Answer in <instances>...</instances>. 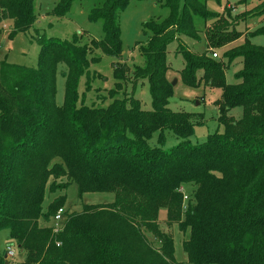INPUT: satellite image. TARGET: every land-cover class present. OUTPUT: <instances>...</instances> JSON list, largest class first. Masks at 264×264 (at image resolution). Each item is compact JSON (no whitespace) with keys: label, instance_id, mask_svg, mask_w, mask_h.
I'll list each match as a JSON object with an SVG mask.
<instances>
[{"label":"trees","instance_id":"1","mask_svg":"<svg viewBox=\"0 0 264 264\" xmlns=\"http://www.w3.org/2000/svg\"><path fill=\"white\" fill-rule=\"evenodd\" d=\"M35 1L0 0V22L12 20L11 36L35 25ZM129 1L100 0L91 10L90 21L102 24L99 42L41 39L38 68L0 60V231L7 230L22 251L19 264H179L172 236L157 222L165 209L169 225L183 234L189 230L183 246L191 264H264V47L252 43L264 36V25L224 52L226 64L180 48L182 82L222 92L216 105L223 132L192 145L202 120L169 108L168 45L180 37L200 42L199 21L209 50L223 49L242 34L231 29L227 16L209 11L206 0H167V16L144 25L149 43L137 45L145 65L135 67V82L147 81L151 110L134 94L119 99L112 90L110 104L104 98L88 104L95 77L90 68L100 62L89 56L100 50L121 58L117 17ZM71 2L60 0L54 15L64 16ZM246 14L263 15L264 3ZM238 59L242 68L229 84L226 70ZM60 64L69 69L62 106L56 104ZM122 73L125 68L117 67L114 78L121 81ZM83 78L86 92H79ZM235 108L242 109L241 118L231 115ZM155 135L158 146L152 147ZM170 138L177 144L166 148ZM71 183L80 198L114 193L115 201L65 214L63 230L54 234L39 223L51 222L66 196L44 209L46 191L62 192ZM184 187L191 189L187 206ZM5 255L0 253V264Z\"/></svg>","mask_w":264,"mask_h":264},{"label":"rangeland","instance_id":"2","mask_svg":"<svg viewBox=\"0 0 264 264\" xmlns=\"http://www.w3.org/2000/svg\"><path fill=\"white\" fill-rule=\"evenodd\" d=\"M100 0H72L69 9L62 17L54 15L55 9L60 0H36L34 4V13L37 21L29 31L25 33H17L11 36L13 30L12 20H3L0 22V60H4L10 64L38 68L41 54L44 50L41 39L46 40L55 38L61 42L73 41L77 37V44H90L92 40L99 42L103 38V28L100 22H92L89 14L94 6ZM167 0H130L128 6L118 13V24L121 33V58L110 57L103 54L100 50H92L93 55L89 56V60L100 58V62L93 63L90 68V74H95L92 80V91L87 93V103L94 101L100 104V100L104 98L105 105L112 102L109 96L110 90L116 93L119 99L129 97L134 94L135 98L140 100L144 110H151V95L149 85L146 80H138L135 82V67H144L145 60L139 51L140 45H147L150 35L144 33V25L152 20L165 18L168 14L167 8L164 6ZM180 5L184 0H178ZM264 0H206V6L209 11L216 15H224L229 18L232 30L241 32L242 37L225 46L223 49L209 50L206 38V29L201 21L197 23L201 32V41L196 42L186 37H180L168 45L167 65L169 71L166 75L171 83L176 81L172 87L173 97L170 100L169 108L174 112L195 113L200 116L196 120H202V123L195 126L194 135L189 141L192 145L204 143L210 135L223 132V127L218 123V107L217 101L221 99L222 92L220 89H213L205 86L203 83L198 87H189L185 85L180 77V71L183 70L185 62L179 54L180 48L189 49L197 54L207 52V55L213 60H219L227 63L224 58V52L235 47L241 46L248 34L264 25L263 15H243L249 11L256 9ZM230 17H229V13ZM208 25V24H207ZM252 43L264 47V36L252 39ZM213 54H217L214 57ZM95 55V56H94ZM117 67H124L125 73L121 81L114 78V71ZM242 68L241 61H233L226 70V80L229 84L234 82V74ZM68 67L59 65L56 73V104L62 106L64 102L65 82L68 73ZM202 73H198L201 77ZM86 78L81 80L79 92H86ZM117 87L120 88L118 91ZM231 115L236 119L241 118L242 109L235 108ZM177 142L170 138L166 148L176 145ZM152 147H157V136L149 142ZM184 189V190H183ZM181 191L190 196V188L184 187ZM65 195L66 203L64 205L65 214L79 213L85 205H107L115 201L114 193H86L81 198L78 196V187L75 183H71L67 190L56 192L55 194L46 191L43 202L44 209L54 200V198ZM188 203V202H187ZM187 203L184 205L187 206ZM157 222L159 228L172 236L174 244V257L179 264H191L184 250V242L188 239L189 230L183 234L176 224L169 225L167 223V211L162 209L158 213ZM55 222L53 218L47 223L40 221V226L51 227ZM61 223V222H60ZM58 223V224H60ZM64 223V220H63ZM148 237L154 246H157L153 237ZM7 247L13 250V256L9 258L11 264H19L24 261V255L19 250L17 244L9 241V232L7 230L0 231V253H5Z\"/></svg>","mask_w":264,"mask_h":264},{"label":"built area","instance_id":"3","mask_svg":"<svg viewBox=\"0 0 264 264\" xmlns=\"http://www.w3.org/2000/svg\"><path fill=\"white\" fill-rule=\"evenodd\" d=\"M214 57H217V54H213ZM189 201V198L187 195L184 194L183 197V202L187 203ZM65 211L64 209H59L58 212L56 213V215L53 217V220H55L56 223H54L51 228L54 234H57L59 232H61L64 228V223H65ZM64 220V223H63ZM61 222V223H60ZM60 223V224H58ZM13 250L10 247H7V251H6V261L8 262V264H11L9 261V258L13 256Z\"/></svg>","mask_w":264,"mask_h":264},{"label":"water","instance_id":"4","mask_svg":"<svg viewBox=\"0 0 264 264\" xmlns=\"http://www.w3.org/2000/svg\"><path fill=\"white\" fill-rule=\"evenodd\" d=\"M176 83V81H174L172 84V86H174V84ZM19 248V247H18ZM22 252V251H21ZM7 258V256L5 255V259ZM5 264H8V262L6 261Z\"/></svg>","mask_w":264,"mask_h":264}]
</instances>
